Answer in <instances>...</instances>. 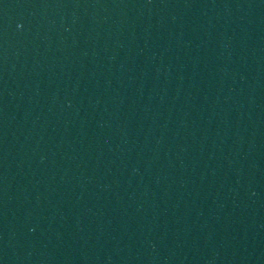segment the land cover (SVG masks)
Returning <instances> with one entry per match:
<instances>
[{
  "label": "water",
  "instance_id": "obj_1",
  "mask_svg": "<svg viewBox=\"0 0 264 264\" xmlns=\"http://www.w3.org/2000/svg\"><path fill=\"white\" fill-rule=\"evenodd\" d=\"M0 264H264V0H0Z\"/></svg>",
  "mask_w": 264,
  "mask_h": 264
}]
</instances>
